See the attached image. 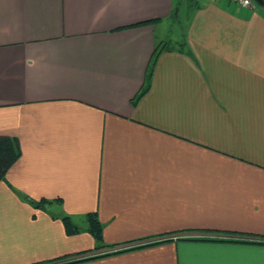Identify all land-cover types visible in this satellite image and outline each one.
<instances>
[{"label": "crops", "instance_id": "1", "mask_svg": "<svg viewBox=\"0 0 264 264\" xmlns=\"http://www.w3.org/2000/svg\"><path fill=\"white\" fill-rule=\"evenodd\" d=\"M197 2L133 104L174 0H0V264H264V6Z\"/></svg>", "mask_w": 264, "mask_h": 264}, {"label": "trees", "instance_id": "2", "mask_svg": "<svg viewBox=\"0 0 264 264\" xmlns=\"http://www.w3.org/2000/svg\"><path fill=\"white\" fill-rule=\"evenodd\" d=\"M197 1L198 0H194L193 7L199 6V3ZM179 3H180L179 1L175 2L174 0L173 10H172V15H171L172 18L176 17L177 10L179 9L178 8ZM157 20L158 19H151L149 21L142 22L141 24H150ZM166 46L168 45L167 44L163 45L162 43L156 44L154 46L152 59L150 61L149 68H148L147 75H146L145 85L143 86L141 91L133 98L132 100L133 104H135L137 100L148 90L149 85H150L151 75H152L153 68L157 60V57L164 50V47ZM187 53L190 56H192L190 51H187ZM19 155H20V148H19V142L17 138L12 137V136L0 135V181H5V175H6L7 170L13 165V163H15ZM19 196L26 202L30 203L34 208L44 209L46 208L48 204H51V202H53L52 200L45 199V198L36 200L21 192H19ZM60 217L64 225L66 234L70 235V234L77 233L79 231L78 226L71 220V217L69 215L64 214V215H61ZM86 218L88 220V230L94 237V240L96 242V247L97 248L103 247L104 243H103V237H102V224L98 220L97 215L95 213H89L86 215ZM82 260H87V259H74V260L73 259L72 260L61 259L58 261H51L50 263H47V264H74Z\"/></svg>", "mask_w": 264, "mask_h": 264}, {"label": "rangeland", "instance_id": "3", "mask_svg": "<svg viewBox=\"0 0 264 264\" xmlns=\"http://www.w3.org/2000/svg\"><path fill=\"white\" fill-rule=\"evenodd\" d=\"M177 1L180 3L176 17L157 25L155 29L157 39L159 40L157 44H161L160 40H164L165 43H162L163 45L167 44L168 46L177 47L184 40L188 18L191 14L194 0H175V2ZM253 4L254 6H259L255 1H253Z\"/></svg>", "mask_w": 264, "mask_h": 264}, {"label": "built area", "instance_id": "4", "mask_svg": "<svg viewBox=\"0 0 264 264\" xmlns=\"http://www.w3.org/2000/svg\"><path fill=\"white\" fill-rule=\"evenodd\" d=\"M232 2L245 7H253V0H232Z\"/></svg>", "mask_w": 264, "mask_h": 264}, {"label": "water", "instance_id": "5", "mask_svg": "<svg viewBox=\"0 0 264 264\" xmlns=\"http://www.w3.org/2000/svg\"><path fill=\"white\" fill-rule=\"evenodd\" d=\"M253 1H255L259 5L264 6V0H253Z\"/></svg>", "mask_w": 264, "mask_h": 264}]
</instances>
